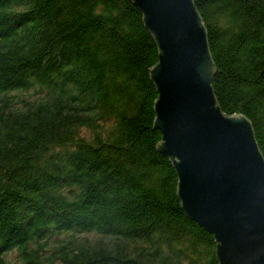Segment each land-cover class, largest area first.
I'll return each mask as SVG.
<instances>
[{"label": "trees", "instance_id": "1", "mask_svg": "<svg viewBox=\"0 0 264 264\" xmlns=\"http://www.w3.org/2000/svg\"><path fill=\"white\" fill-rule=\"evenodd\" d=\"M192 1L216 102L264 159V0ZM156 59L129 0H0V264H217L155 149Z\"/></svg>", "mask_w": 264, "mask_h": 264}, {"label": "water", "instance_id": "2", "mask_svg": "<svg viewBox=\"0 0 264 264\" xmlns=\"http://www.w3.org/2000/svg\"><path fill=\"white\" fill-rule=\"evenodd\" d=\"M141 13L157 59L156 151L169 159L187 218L211 234L217 264H264V159L250 121L223 113L203 21L192 0H129Z\"/></svg>", "mask_w": 264, "mask_h": 264}, {"label": "rangeland", "instance_id": "3", "mask_svg": "<svg viewBox=\"0 0 264 264\" xmlns=\"http://www.w3.org/2000/svg\"><path fill=\"white\" fill-rule=\"evenodd\" d=\"M24 95H35V90L30 89L28 92L24 93ZM79 135L85 138L90 137L89 131L85 128L79 129ZM84 237L85 236L79 235L78 240L83 241ZM86 237H87L86 239L89 242H94L95 240L92 239H95L96 236L94 235V233H89L86 235ZM4 257L8 264H22V262L18 259V256L14 250L7 252ZM53 264H60V263L58 261H55Z\"/></svg>", "mask_w": 264, "mask_h": 264}]
</instances>
